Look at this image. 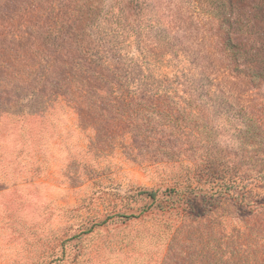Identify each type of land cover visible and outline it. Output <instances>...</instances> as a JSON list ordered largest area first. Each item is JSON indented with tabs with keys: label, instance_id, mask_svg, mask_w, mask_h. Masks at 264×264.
<instances>
[{
	"label": "rangeland",
	"instance_id": "rangeland-1",
	"mask_svg": "<svg viewBox=\"0 0 264 264\" xmlns=\"http://www.w3.org/2000/svg\"><path fill=\"white\" fill-rule=\"evenodd\" d=\"M203 5L0 0V143L25 129L0 164V264H264V80L231 78ZM210 179L236 203H209Z\"/></svg>",
	"mask_w": 264,
	"mask_h": 264
},
{
	"label": "trees",
	"instance_id": "trees-1",
	"mask_svg": "<svg viewBox=\"0 0 264 264\" xmlns=\"http://www.w3.org/2000/svg\"><path fill=\"white\" fill-rule=\"evenodd\" d=\"M202 2H204V5L202 6L201 13H204V15L209 17V33L212 37L216 38V43L219 45L218 49H221L216 50L217 54L219 59L223 61V64L225 65L224 68L230 73L231 78L239 75V77L242 76L249 80L252 85L256 80H264V60H256L255 65H251L248 64V60L246 59L247 49H253L252 47L255 45L257 46L259 43L254 40L243 39L242 31L245 32L246 29L242 30L241 25V23L246 26L252 24V19H250L251 15H254V18L264 16V0H202ZM236 26L238 28H235ZM248 32V35L252 36L249 30ZM6 128H8V133L4 135L3 139L8 138L13 142L8 144V142L3 143V140V142L0 143V159L4 162L2 164L0 161V164L3 165L2 168L3 170L5 169L4 172H6L13 163L19 160L18 154L23 150V145L16 148L15 142H18V139H23V132L25 131V129L21 128L19 134L16 133V138H14L13 130L9 126H6ZM193 171L194 168L192 171H184V173L178 171L180 172L178 173V176L185 179L188 184H191L192 181L190 180V174L193 173ZM260 174L261 175L258 176L259 180L263 181L264 168L261 169ZM210 180L208 184H212V190L209 189L205 194V197L209 199V203L215 204L218 202L216 200L218 196L222 198L226 193H228L236 203L239 197L235 194L233 196V194L230 193L233 189L240 191L242 188H239L238 185H227L226 182L219 183L216 179ZM198 189L201 190V188ZM170 193L176 195L177 191L170 190ZM147 196L152 202H156L155 194H147ZM171 196L172 194H170V197ZM181 200H184V202L188 200L186 193L179 199V201ZM262 206V204L256 202H249L247 204V207H249L248 213H253L256 209H259Z\"/></svg>",
	"mask_w": 264,
	"mask_h": 264
}]
</instances>
